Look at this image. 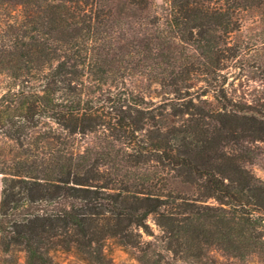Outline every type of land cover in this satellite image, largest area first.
I'll use <instances>...</instances> for the list:
<instances>
[{"label": "trees", "instance_id": "obj_1", "mask_svg": "<svg viewBox=\"0 0 264 264\" xmlns=\"http://www.w3.org/2000/svg\"><path fill=\"white\" fill-rule=\"evenodd\" d=\"M163 2L172 41L211 66L201 72L218 104L188 100L187 125L165 131L126 84L164 48L151 0H0V264H105L109 240L141 264H220L213 246L264 262V188L202 155L221 131L264 138V111L231 103L218 73L237 16L264 0ZM166 65L180 95L195 69ZM203 118L220 127L196 140Z\"/></svg>", "mask_w": 264, "mask_h": 264}, {"label": "rangeland", "instance_id": "obj_2", "mask_svg": "<svg viewBox=\"0 0 264 264\" xmlns=\"http://www.w3.org/2000/svg\"><path fill=\"white\" fill-rule=\"evenodd\" d=\"M151 1L154 4L153 9L163 17L158 23V27L163 32L161 42L164 43V48L149 54L151 61L145 62V66H133L130 71L131 76L127 77L126 84L145 103L158 108L155 115L158 113L161 115H157L156 121L165 131L172 126L182 128L187 125L191 116L183 114L179 110L182 108L181 105L188 100H193L197 96L198 100L194 99L193 103L205 111L217 109L218 104L213 100L211 90L205 89L203 81L205 76L201 72L210 69L211 66L199 52L190 46L172 41L170 27L165 21L167 5L163 0ZM237 18L238 27L227 40L231 52L227 51L228 53L223 54L227 58L221 60L219 64L221 69L218 73L223 78L224 89L231 103L242 106L250 105V107L264 111V4L259 8L241 12ZM230 53L233 55L232 57ZM167 63L174 67L188 66V68L195 69L187 76L189 79L185 78L179 82V85H183L180 95L175 94L173 87L169 86L167 73L171 68L166 65ZM206 90L208 92H205ZM204 101L207 104L203 103ZM197 107L194 109L195 111H197ZM189 113H193L192 109L189 110ZM215 127H220V125L208 118L201 119L199 126L201 131L198 132L195 139L205 140L212 137ZM76 138L78 139L77 147L82 150V147L89 144L92 137ZM202 155L213 165L224 162L226 166L229 165L233 168L234 165L241 166L254 184L264 188V138L261 134L241 133L239 128L231 133L221 131L215 136L210 148L205 150ZM218 156L222 159H218ZM185 189L187 193L197 195L194 187L185 186ZM205 204L216 205V202L209 199ZM148 225L156 236L160 235V230L152 218L148 219ZM256 232L260 231L257 229ZM144 240L153 241L151 237H144ZM104 254L105 264H141L136 260L132 251L123 248L113 240L105 243ZM207 256L220 264H264L255 253H245L243 257H232L217 249L216 246L211 248V252ZM62 260L64 264H85L73 256H63ZM16 264H24L23 258L20 257ZM175 264L185 263L177 262Z\"/></svg>", "mask_w": 264, "mask_h": 264}]
</instances>
